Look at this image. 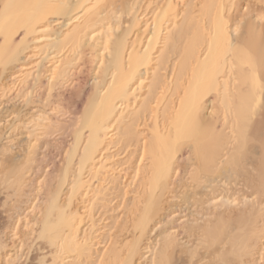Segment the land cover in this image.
I'll return each mask as SVG.
<instances>
[{
  "label": "bare ground",
  "instance_id": "1",
  "mask_svg": "<svg viewBox=\"0 0 264 264\" xmlns=\"http://www.w3.org/2000/svg\"><path fill=\"white\" fill-rule=\"evenodd\" d=\"M262 34L264 0H0V264H264Z\"/></svg>",
  "mask_w": 264,
  "mask_h": 264
},
{
  "label": "snow or ice",
  "instance_id": "2",
  "mask_svg": "<svg viewBox=\"0 0 264 264\" xmlns=\"http://www.w3.org/2000/svg\"><path fill=\"white\" fill-rule=\"evenodd\" d=\"M239 47L242 53L248 58L249 62L252 63L255 60V53L252 48L251 38L243 45H239ZM260 60L261 63L264 64V34H262L261 37Z\"/></svg>",
  "mask_w": 264,
  "mask_h": 264
},
{
  "label": "rangeland",
  "instance_id": "3",
  "mask_svg": "<svg viewBox=\"0 0 264 264\" xmlns=\"http://www.w3.org/2000/svg\"><path fill=\"white\" fill-rule=\"evenodd\" d=\"M35 255V252H33L31 255H30V257H31V260L30 261H28L26 264H31V263H33V262H31L32 261V259H33V256Z\"/></svg>",
  "mask_w": 264,
  "mask_h": 264
}]
</instances>
